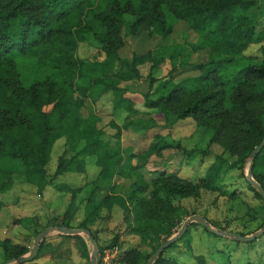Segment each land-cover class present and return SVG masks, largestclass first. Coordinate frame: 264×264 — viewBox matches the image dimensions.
<instances>
[{
	"label": "trees",
	"instance_id": "trees-1",
	"mask_svg": "<svg viewBox=\"0 0 264 264\" xmlns=\"http://www.w3.org/2000/svg\"><path fill=\"white\" fill-rule=\"evenodd\" d=\"M262 8L264 0H0V193L10 189L16 174L43 189L52 147L64 138L54 176L85 171L87 157L94 158L99 168L87 194L84 217L75 227L95 238L92 226L104 218L102 210L119 205L128 233L140 236L150 247L148 252L131 247L123 251L121 260L145 264L184 220L174 199L199 197L201 189L220 190L231 169L244 176L251 151L264 137V44L259 56L243 53L251 43L264 39V26L253 14ZM179 20L197 33L200 43L194 49L209 46L208 59L191 64L196 73L174 82L177 65H190L174 49L159 47L121 56L124 27L131 36L145 32L165 40ZM84 41L95 44L104 60L78 58V44ZM166 58L171 71L154 89L159 93L156 98L149 97L151 91L144 94V106L157 109L167 122L192 118L211 131L210 144L223 147L197 182L165 169H155L150 179H144L139 170L143 166L132 159L159 155L156 141L136 155H124L119 144L108 145L92 107L83 112L89 101L111 92L113 109L128 113L123 127L148 130L153 120L132 119L134 101L122 82L139 79L140 65L148 62L153 70ZM119 134L120 129L116 137ZM131 172L135 178L125 194L114 193V177ZM251 174L264 189V146L253 159ZM246 183L264 204L255 187ZM59 189L72 192L69 207H73V198L83 187L60 185ZM52 225L73 228L64 219ZM62 235L81 240V256L88 257L80 235ZM118 239L115 234L108 246H117ZM0 247L3 262L29 251L9 238L0 240ZM165 250L151 264H178L163 255ZM199 263L204 264L202 259Z\"/></svg>",
	"mask_w": 264,
	"mask_h": 264
},
{
	"label": "rangeland",
	"instance_id": "rangeland-1",
	"mask_svg": "<svg viewBox=\"0 0 264 264\" xmlns=\"http://www.w3.org/2000/svg\"><path fill=\"white\" fill-rule=\"evenodd\" d=\"M258 3H261V0H258ZM263 12V8L262 11L256 9L253 14L264 26ZM123 34L124 45L120 52L123 57H130L133 52L144 53L159 47H164L166 51L169 48L181 52L179 59L186 57L190 65L180 63L177 65V69L173 71L174 82L196 73L191 68V64L203 63L209 56V46L196 49L192 47L199 44L200 40L197 33L184 21H177L172 33L165 40L158 35L150 37L145 32L131 36L127 33L126 27L123 28ZM262 44L264 39L262 42L251 43L244 50V55L259 56V48ZM76 56L89 62H101L105 58L99 48L90 41L78 44ZM171 67L168 58L153 70H150V64L147 62L139 66V79L122 82L127 88V96L134 101L135 113L131 116L132 119L153 120L148 130H138L134 125L123 127L128 113L124 109H113L111 92L105 93L92 103L89 101L83 112L86 113V107H92L98 117L97 127L103 129V137L108 145L114 147L119 144V150L124 155L130 153L136 155L146 150L151 142L156 141L157 148L160 149L159 155L154 154L148 159L135 156L132 159V163L143 166L139 170L144 179H150L155 169H165L191 182H197L215 156L223 151L222 145L218 142L210 144L211 131L202 129L192 118L170 119L167 122L157 109L144 106V94L151 91L149 97L156 98L159 93L154 92V89L160 80L167 78ZM151 79L153 80L150 83ZM118 129L120 134L116 137ZM63 145L64 138H59L52 147L51 159L47 165L48 183L43 189L28 183L22 175L16 174L10 189L0 193V240L9 238L14 243L25 244L30 252L34 237L46 227L55 226L52 224L64 219L76 228L75 226L83 219L87 194L92 187L91 182L97 178L99 168L95 165L94 158L87 157L85 171L54 176L57 158L63 151ZM248 166L247 163L244 176L240 170L231 169L225 178V185L218 191L201 189L199 197L174 199L173 203L179 209L180 218L185 220L190 216L186 217L187 214L195 212L204 217L214 229L240 235H251L259 230L264 222V204L247 186L245 175ZM134 178L132 172L124 176L116 175L114 193L124 195ZM60 185L72 189L83 187L75 194L73 207H69L72 192L67 189L60 190ZM116 206L110 211L102 210L105 225L111 221L113 231L111 230L110 233L109 230L102 229L104 231L101 233L99 231L102 230L94 229L93 239L97 246H108L112 237L117 234L118 251L123 253L131 247L150 251V247L140 241V236L128 233L127 224L123 222V212L119 205ZM78 235L86 245L87 258L81 256V240L53 231L44 238L45 241L39 248L40 252L31 264H90L89 256L93 246L85 233ZM163 255L178 264H200L199 259H202L204 264H247L248 262L259 264L264 261V233L253 240L242 241L211 232L198 222H191L174 245L166 248ZM2 262L0 247V264Z\"/></svg>",
	"mask_w": 264,
	"mask_h": 264
},
{
	"label": "water",
	"instance_id": "water-1",
	"mask_svg": "<svg viewBox=\"0 0 264 264\" xmlns=\"http://www.w3.org/2000/svg\"><path fill=\"white\" fill-rule=\"evenodd\" d=\"M263 146H264V137H263L262 141L259 144H257L250 153L251 161L249 163V166L247 168V173L245 176H246V179L248 180V182L252 186L255 187V189L260 193V195L262 196V198L264 200V189L260 183L256 182L253 179L252 174H251L253 159L255 158V156L258 154V152L260 151V149ZM191 222H198L199 224L203 225L205 228H207L211 232H214V233L226 236V237H232L234 239H238V240H242V241L253 240L256 237H258L260 234L264 233V222H263L261 228L259 230L255 231L254 233H252L251 235H240V234H236V233H230V232H227V231H224L221 229H214L204 217H202L201 215H198V214H192L183 221L180 228L177 230V232L175 234H173L172 236L167 238L165 241H163L155 249V251L152 253V255L150 256V258L147 260V262L145 264H151L157 257H159V255L162 253V251L165 248H167L170 244H172L176 240H178L182 236V234L186 231L188 225ZM53 231H56V232H59L62 234H70V235L85 233L88 236V239L93 246V249H92L90 256H89L90 264H98L97 263V255H98L99 248H98L96 242L94 241L93 237L91 236V234L88 230L80 229V228H66V227H62V226H58V225L48 226L45 229H43L40 233H38L34 237L33 247H32L30 252H28L24 255H21V256L17 257L16 259H10V260L4 261L1 264H15V263L20 264V263H24V262L32 260L38 253L40 242L50 232H53Z\"/></svg>",
	"mask_w": 264,
	"mask_h": 264
},
{
	"label": "built area",
	"instance_id": "built-area-1",
	"mask_svg": "<svg viewBox=\"0 0 264 264\" xmlns=\"http://www.w3.org/2000/svg\"><path fill=\"white\" fill-rule=\"evenodd\" d=\"M122 252L118 251L117 246H103L98 250V264H125L122 260Z\"/></svg>",
	"mask_w": 264,
	"mask_h": 264
},
{
	"label": "crops",
	"instance_id": "crops-1",
	"mask_svg": "<svg viewBox=\"0 0 264 264\" xmlns=\"http://www.w3.org/2000/svg\"><path fill=\"white\" fill-rule=\"evenodd\" d=\"M114 207H117V206H116V205L113 206V207H112V210L114 209ZM118 211H119V213H120V208H119V207H118ZM102 216H104V215H102ZM123 222L127 224V222H126L125 220H123ZM92 228H93V229L98 228V229H96V230H102V229L107 230V231L109 230L110 233L113 231V227H112V223H111V221L108 222L107 225H105V223H104V218H103V219H98V220L93 224ZM105 228H106V229H105ZM104 230L99 231V232L102 233ZM111 230H112V231H111ZM114 231H115V230H114ZM115 232L117 233V231H115Z\"/></svg>",
	"mask_w": 264,
	"mask_h": 264
}]
</instances>
